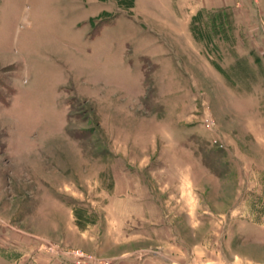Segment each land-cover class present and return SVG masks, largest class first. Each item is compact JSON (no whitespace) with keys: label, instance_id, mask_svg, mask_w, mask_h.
Instances as JSON below:
<instances>
[{"label":"rangeland","instance_id":"rangeland-1","mask_svg":"<svg viewBox=\"0 0 264 264\" xmlns=\"http://www.w3.org/2000/svg\"><path fill=\"white\" fill-rule=\"evenodd\" d=\"M0 264H264V0H0Z\"/></svg>","mask_w":264,"mask_h":264},{"label":"built area","instance_id":"built-area-1","mask_svg":"<svg viewBox=\"0 0 264 264\" xmlns=\"http://www.w3.org/2000/svg\"><path fill=\"white\" fill-rule=\"evenodd\" d=\"M73 254H74L75 256H83V253L78 252V251L73 252ZM89 259H91V257H89Z\"/></svg>","mask_w":264,"mask_h":264}]
</instances>
